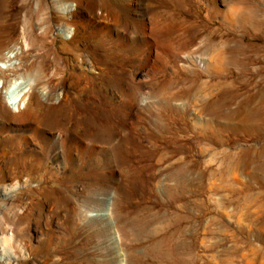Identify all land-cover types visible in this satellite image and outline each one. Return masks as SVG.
<instances>
[{"label":"rangeland","instance_id":"obj_1","mask_svg":"<svg viewBox=\"0 0 264 264\" xmlns=\"http://www.w3.org/2000/svg\"><path fill=\"white\" fill-rule=\"evenodd\" d=\"M40 1L47 8L43 25L34 15ZM62 2L78 4L79 13L101 28V34L91 31L85 37L78 28L81 15H75L79 32L75 42L68 39V9ZM190 2L194 0H0V55L13 57L9 70L0 73V84L8 91L14 81L28 83L35 70L42 77L36 85L39 102L31 99L24 110L27 120L7 111L1 123L0 255L2 237L15 233L17 239L4 240L7 256L0 264H212L214 249L206 252L202 245L212 231L185 234L183 227L192 216L186 208L197 204L195 195L208 174L225 175L231 154L245 149L251 157L243 190L222 202L233 210L231 215L238 207L248 209L243 214L246 229L234 220L239 228L228 231L239 242L231 257L236 256L234 264H246L248 247L255 241L262 242L255 246L264 253V165L256 173L259 159L264 161V133L227 134L218 140L216 135L217 149H172L166 143L182 140L184 122L171 114L181 113L189 87L201 85L204 102L210 103L222 93L215 85L226 81L230 86L223 96L231 98L229 107L242 95L264 91V0H195L198 7L190 5L185 11L184 4ZM157 19L164 22L162 35L152 30ZM46 31L47 45L41 47L39 36ZM78 51L88 62L83 69L97 72L86 90L68 81L80 65ZM151 52L165 61L164 70L138 68ZM121 53L130 64L119 69L125 63ZM91 55L96 64L90 65ZM134 58L140 61L133 63ZM219 61L224 63L220 70ZM124 72L128 77L120 76ZM0 107H5L2 98ZM260 107L264 113V98ZM59 134L79 140L85 150H71V159L55 162L47 143ZM241 142L242 147L237 145ZM26 149L42 153L44 160L36 164L35 158L23 159ZM208 161L213 166H203ZM105 182L114 188L101 191ZM108 197L109 220L82 216L85 208L104 212ZM141 208L145 213L138 216ZM148 212L166 216V226L158 222V228L133 239L131 223L144 222ZM223 237L215 235L217 242ZM194 247L195 262L189 263Z\"/></svg>","mask_w":264,"mask_h":264},{"label":"crops","instance_id":"obj_2","mask_svg":"<svg viewBox=\"0 0 264 264\" xmlns=\"http://www.w3.org/2000/svg\"><path fill=\"white\" fill-rule=\"evenodd\" d=\"M190 5L198 7V4L194 0L193 3L190 2V4H184L185 11L187 9V6ZM195 17H197V15ZM121 54L122 55L119 56V58L121 57L120 61L125 63L119 64V69H122L121 67L126 68L130 64V61H128L127 58L123 57L125 55L123 53ZM224 60H226L225 57ZM132 61L133 63H137L140 60L139 58L137 60L136 58H134L132 59ZM222 66H224V63L222 61H219L217 63L218 69H223L224 67ZM138 68L152 71H160L164 70L166 67L165 61H162L161 57L158 54L154 53L153 55V52H151L150 54H144V57L140 62ZM120 76L128 77L125 72L121 73ZM229 86L230 84L226 81L216 84L214 88H217V92L222 91V93L219 95V100L210 103L204 102L205 97L202 94L204 88L201 85L189 87V98L185 102V107H180L182 109L181 113L179 112L178 114H171L173 115L172 117L174 119L176 117H180L183 120L184 125L180 126V133L182 135V140L180 142H166L171 144L170 148L185 150H190L193 148H197L198 150L210 148L217 149V145L215 144L216 135L219 136L217 138L218 140L221 135L223 136L227 134L235 135L236 137H242L246 133H264V113H262V111L260 110V103L261 99L264 98L262 97L264 91H262L263 93L261 92L253 96L242 95L239 100L237 99L234 107H229L228 103L230 102L231 98L223 96L224 91L227 90ZM255 106L257 109L253 110ZM183 112L188 113L190 118L187 117L186 114H183ZM170 123H172V120H170ZM170 132L172 131L170 130ZM193 136L195 137V140H189V138ZM201 137H205L203 142H201ZM226 138H224V140H226ZM198 140H200V142ZM224 143L225 141H220V145H223ZM243 144L244 143L241 142L237 145L242 147ZM245 150V152L243 150L240 153L231 154L230 170L226 172L227 168H225V175H220L216 177L214 173L210 172L205 178V180H203L204 182L201 185V188L195 195L197 197V204L195 206H189L186 208L188 214L192 216L195 215L194 218L196 219V221H193L191 216L190 220L185 222L188 225L187 227H183L185 234L188 233L187 235L189 236L191 234L196 235V231L198 229H206L212 231L210 237L207 238L210 243L208 241H202L203 248L206 249V252H209V250L214 249L213 254L209 256L212 264H234L236 261V256L234 255L231 257V254L238 249L239 242L236 243L235 237H230V235L227 234L228 231L236 230V228H239L238 223H236V221L234 220H237V222L241 221V223H243L245 217L243 216V214H247L248 209L246 208L241 210V208L238 207L236 208L235 212H233L232 216L231 213L233 210H231V208L226 209L222 205V202L223 199H225V197L229 194L243 190V186L241 185V183L246 180V177L244 175L245 167L250 166L249 158L251 157L250 151L248 149ZM262 152L264 153V148H262ZM263 156L264 155H262V157ZM259 157L261 158V153H259ZM208 159H210V156H208ZM203 161L206 162V160ZM210 162L211 161H208V165L204 164L203 166H213V161L211 163ZM261 165H264V161L261 162L259 159V164L257 165L258 168L256 169L257 174H259L261 171V169H259ZM174 176H176L175 173ZM181 178V181H183L184 177L182 175ZM262 178L264 179V176H262ZM174 179L176 180L177 178L174 177ZM220 191H223L222 194L226 193V195L219 194ZM162 192L164 193L163 190ZM242 199L244 198L242 197ZM243 203L242 205H244ZM143 210L144 209L142 208L138 209L137 215H143L145 213V211ZM238 211L239 215H237ZM146 215L147 218L144 222H140L139 219H137V221L134 219L133 223H131L133 229V239H135L139 235H143V233L145 232H151L150 230L153 228H158V222L162 224L165 222L166 219V216L157 215V213L155 212H148ZM162 226H166V223L162 224L161 227ZM245 227H247V225H244L243 223L242 228L246 229ZM215 229L219 231H216ZM243 229H241V231ZM191 231L192 233L189 234V232ZM217 234H219L220 236H224L223 238H220L218 242L215 238V235ZM161 243L164 244V240ZM258 244H262V242L255 241L254 244L251 243V248L248 247L249 251L251 252V255L248 256L250 258H244L246 260V264H255L256 261L264 263V253H261L262 251L258 250V247L255 246ZM208 245L210 246L208 247ZM218 246L220 247L216 248ZM204 257L206 256L204 255ZM211 257H218V259H211ZM187 258H189V263L195 262V247L193 255L191 253L187 256Z\"/></svg>","mask_w":264,"mask_h":264},{"label":"bare ground","instance_id":"obj_3","mask_svg":"<svg viewBox=\"0 0 264 264\" xmlns=\"http://www.w3.org/2000/svg\"><path fill=\"white\" fill-rule=\"evenodd\" d=\"M67 1V0H65ZM63 5H65V7L68 9V13L67 16H65V23L66 26L69 29V33L70 36L68 39H71L73 42H75V33L79 32V30H81L80 32H83V34L85 35V37L89 34H91V31L94 32V34H101V28L97 27V26H92L90 24V21L88 20L86 14H80L79 10L82 11V9H79L78 4L76 3H71V2H62ZM61 4V3H60ZM46 8V4L43 1H40L38 8L36 9L35 12V16L36 19H38V25H43L46 24V19L42 18V14L45 12ZM65 9V8H64ZM67 11V10H66ZM83 12V11H82ZM64 14V13H63ZM75 15H81L80 16V24L78 26L79 30L76 28L77 26H75L73 24V20H74V16ZM33 17V16H32ZM154 17V16H153ZM154 20V19H153ZM159 20L157 19V21L155 20L154 24L152 25V30L156 33H160L162 35L163 33V28L164 26L158 22ZM28 22H26L27 24ZM166 25V24H164ZM167 27V25H166ZM171 27V26H170ZM166 29V28H165ZM164 29V30H165ZM26 31V30H25ZM152 31V32H153ZM167 32V30H166ZM49 33V31L46 32H42L39 36V38L41 39L40 41V45L41 47L46 46L47 44L46 41H44L46 34ZM120 37V36H118ZM114 41L119 43V38H116ZM115 42V43H116ZM31 47H34V44H28ZM159 47V46H158ZM77 58L81 59V62L79 59L78 62L80 63V65L77 67V70L70 76V78L68 79V81L76 88H78L79 90H86L90 88V85L94 82V76L95 74H97V72H95L94 70L90 69H83V66L86 65V67L88 66V62H86V59L83 58V56L80 54V52H77ZM11 54V53H10ZM50 54V53H49ZM93 57V55H91ZM95 57L91 58L92 62L90 65L96 64L97 60L95 59ZM13 57L11 55H9L8 53L5 55H0V73H4L5 71L9 70V68L11 67V62H12ZM57 61L56 59H53V61ZM88 60V59H87ZM103 60V59H102ZM199 63H203L204 65L206 64L204 59L202 58H197ZM51 61V60H50ZM54 61V62H55ZM89 65V66H90ZM103 72V71H102ZM39 71L35 70L33 72V74L31 75V78L29 80L28 83H21L20 81H14L11 83V85H9V89L8 91H5L6 88H3V84H0V99H4V104H5V109L0 107V131L2 132L4 129L2 127V121L5 120V114L7 113V111H11L12 113H14L16 115V117L19 120H27V113L24 112L26 106L28 105L29 101L31 99H35L36 102H39V98L41 96V94L36 90V85L41 83V78L39 77ZM53 78V77H52ZM43 94V93H42ZM49 94V93H48ZM45 95V94H44ZM51 95H48V97H50ZM18 120V121H19ZM48 141V140H47ZM47 143V150H48V154L49 156L54 159L55 162H57L59 159H63V160H68L71 159L72 156L70 154L71 150H77V149H83V151L85 150V145L81 144V142L79 140H75L73 138L69 139L68 137H63L62 134H59L58 137L55 139V141ZM80 149V150H81ZM61 150V152H60ZM5 152V151H4ZM2 152V150L0 149V158L2 156V154L4 153ZM60 153H62V155H60ZM4 156V155H3ZM43 156V157H42ZM22 158L23 159H36V164H38L39 162H41L42 160H44V155L40 152H36L35 150H25L22 153ZM58 167V166H57ZM57 169H54V171H56ZM59 172V171H58ZM112 182V180H111ZM103 183V182H102ZM115 184V183H114ZM113 185L108 184V183H104L102 184V186H100V190L101 191H106L109 188H112ZM114 188V186H113ZM115 189H118V186L115 184ZM110 190V189H109ZM102 194V193H101ZM106 202H107V209L103 212V211H97V212H88V209L85 208L81 214L82 216H84V218H94V219H100V220H109L111 213V209H110V197L106 198ZM84 212V213H83ZM16 218H18V214L15 215ZM81 217L80 214L78 215V218ZM83 218V217H82ZM112 218V217H111ZM13 226H17L18 224L16 223V220H12ZM109 226H111V228L113 227V223L112 222H108ZM16 235L15 233H11L10 236L8 237H2L1 238V246H3V255H0V259L1 257H5V255L7 254L6 251V247L4 244V240H6V242L9 241H16ZM11 243V242H10ZM9 253V252H8ZM7 256V255H6ZM10 259H14L11 255L9 256Z\"/></svg>","mask_w":264,"mask_h":264}]
</instances>
